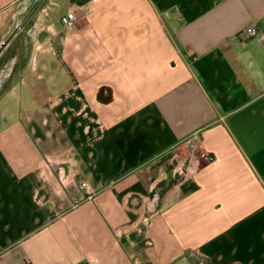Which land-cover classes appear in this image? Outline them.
Wrapping results in <instances>:
<instances>
[{"label":"crops","instance_id":"0c3cea01","mask_svg":"<svg viewBox=\"0 0 264 264\" xmlns=\"http://www.w3.org/2000/svg\"><path fill=\"white\" fill-rule=\"evenodd\" d=\"M15 33L0 264H264V0H0Z\"/></svg>","mask_w":264,"mask_h":264},{"label":"built area","instance_id":"2783aa9c","mask_svg":"<svg viewBox=\"0 0 264 264\" xmlns=\"http://www.w3.org/2000/svg\"><path fill=\"white\" fill-rule=\"evenodd\" d=\"M79 13H82V16H87L89 11L88 8L80 7V6H74L71 7L67 14L61 18L62 25L66 27H73L77 21L79 20ZM244 33L248 36L254 37L258 35V30L256 28H248L244 31ZM210 160H212V157H209ZM80 189L85 191L86 193V200H93L95 197V193L91 190L89 183L86 181L81 182Z\"/></svg>","mask_w":264,"mask_h":264},{"label":"water","instance_id":"95a60500","mask_svg":"<svg viewBox=\"0 0 264 264\" xmlns=\"http://www.w3.org/2000/svg\"><path fill=\"white\" fill-rule=\"evenodd\" d=\"M18 29L19 28H17L16 30L18 31ZM16 31V32H17ZM17 37V34L15 33V35H13V37L10 39V40H8V42H3L1 45H0V47L1 48H3V49H8V47L13 43V41H14V39ZM6 49L3 51V52H5L6 51Z\"/></svg>","mask_w":264,"mask_h":264},{"label":"rangeland","instance_id":"374dc122","mask_svg":"<svg viewBox=\"0 0 264 264\" xmlns=\"http://www.w3.org/2000/svg\"><path fill=\"white\" fill-rule=\"evenodd\" d=\"M29 94V93H28ZM26 97V96H25ZM22 107H24V108H30V102L29 101H27V100H24L19 106H18V108H22Z\"/></svg>","mask_w":264,"mask_h":264}]
</instances>
